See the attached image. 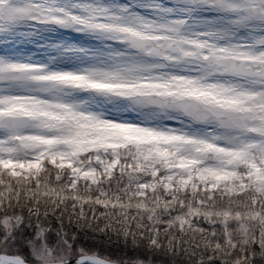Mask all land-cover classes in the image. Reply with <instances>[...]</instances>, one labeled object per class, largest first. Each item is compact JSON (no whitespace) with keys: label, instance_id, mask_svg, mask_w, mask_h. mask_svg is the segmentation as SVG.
<instances>
[{"label":"snow or ice","instance_id":"1","mask_svg":"<svg viewBox=\"0 0 264 264\" xmlns=\"http://www.w3.org/2000/svg\"><path fill=\"white\" fill-rule=\"evenodd\" d=\"M0 264H264V0H0Z\"/></svg>","mask_w":264,"mask_h":264}]
</instances>
